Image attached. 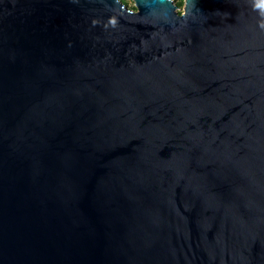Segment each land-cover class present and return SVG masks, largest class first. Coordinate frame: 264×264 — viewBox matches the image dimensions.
<instances>
[{"label":"water","instance_id":"1","mask_svg":"<svg viewBox=\"0 0 264 264\" xmlns=\"http://www.w3.org/2000/svg\"><path fill=\"white\" fill-rule=\"evenodd\" d=\"M133 2L0 0V264H264V7Z\"/></svg>","mask_w":264,"mask_h":264},{"label":"rangeland","instance_id":"2","mask_svg":"<svg viewBox=\"0 0 264 264\" xmlns=\"http://www.w3.org/2000/svg\"><path fill=\"white\" fill-rule=\"evenodd\" d=\"M123 4H125L130 9H135L133 0H120ZM176 5V11L181 13L184 6V0H172Z\"/></svg>","mask_w":264,"mask_h":264},{"label":"clouds","instance_id":"3","mask_svg":"<svg viewBox=\"0 0 264 264\" xmlns=\"http://www.w3.org/2000/svg\"><path fill=\"white\" fill-rule=\"evenodd\" d=\"M258 6L264 7V0H260V4ZM109 22L111 23L112 27L116 26V21L114 19H109ZM93 24H95V21H93ZM108 25L106 24L105 27H107ZM261 28H264V24L260 25Z\"/></svg>","mask_w":264,"mask_h":264}]
</instances>
